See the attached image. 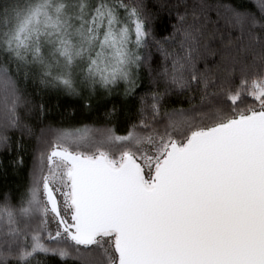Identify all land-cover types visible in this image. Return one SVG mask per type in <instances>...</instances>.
<instances>
[{"label": "snow or ice", "instance_id": "1", "mask_svg": "<svg viewBox=\"0 0 264 264\" xmlns=\"http://www.w3.org/2000/svg\"><path fill=\"white\" fill-rule=\"evenodd\" d=\"M0 264H264V0H0Z\"/></svg>", "mask_w": 264, "mask_h": 264}]
</instances>
